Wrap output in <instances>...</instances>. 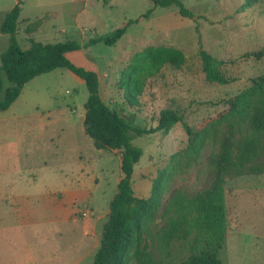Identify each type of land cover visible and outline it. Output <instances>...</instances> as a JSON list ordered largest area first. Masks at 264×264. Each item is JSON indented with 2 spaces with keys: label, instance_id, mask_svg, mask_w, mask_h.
Instances as JSON below:
<instances>
[{
  "label": "rangeland",
  "instance_id": "374dc122",
  "mask_svg": "<svg viewBox=\"0 0 264 264\" xmlns=\"http://www.w3.org/2000/svg\"><path fill=\"white\" fill-rule=\"evenodd\" d=\"M179 1L192 18L180 16L174 5L154 7L153 0H110L107 5L102 0H21L15 35L23 50L30 47L31 39L42 44L75 41L84 45L137 20L115 45L97 43L70 53L68 59L97 72L103 102L129 124L154 128L165 109L182 119L168 133L132 140L143 152L134 166L133 195L147 199L152 183L164 172L157 214L145 235L146 252L154 264H179L193 250L192 237L187 242L165 244L163 234L174 213L165 215L163 209L175 194L190 197L210 187L214 174L210 156L218 150L226 131L224 122L214 124L193 150L184 125L194 129L217 117L228 108V100L249 87L252 79L264 75V0L245 9L244 0ZM16 3L0 0V24ZM149 10V16L142 18ZM8 45L9 36L0 34V54ZM148 46L178 49L185 63L179 68L166 65L146 78L130 105L120 86L121 73L132 57ZM200 50L222 61L220 71L235 81L208 83ZM257 52H263L260 59L252 55ZM1 78L3 97L10 83L4 75ZM87 98L84 82L68 70L58 69L25 84L9 109L0 112V264L76 260L66 253L82 241L78 238L81 224L99 247L109 202L122 176L121 152L97 150L85 134ZM260 144L257 165L262 171L225 179L226 232L218 254L222 264H264V135ZM48 181L52 191L74 186L86 191L74 206L76 222L54 218L43 222L42 201L33 200L30 194L49 185ZM11 187L13 194L7 193ZM27 209L30 214L24 213ZM35 218L40 222H27ZM91 255L81 264H92ZM128 264L148 263L132 254Z\"/></svg>",
  "mask_w": 264,
  "mask_h": 264
},
{
  "label": "trees",
  "instance_id": "16d2710c",
  "mask_svg": "<svg viewBox=\"0 0 264 264\" xmlns=\"http://www.w3.org/2000/svg\"><path fill=\"white\" fill-rule=\"evenodd\" d=\"M257 0H244L242 8L252 6ZM107 5L110 0H102ZM21 0L4 16L0 24V34L9 36V45L0 54V112H4L16 101L25 84L35 77L54 70L65 69L82 80L88 91L84 105L83 126L85 134L93 141L97 150L120 151L121 178L114 197L109 202L107 219L104 223L99 247L92 264H128L132 254L154 264L146 252V231L156 217L161 198L164 172H159L152 183L151 194L147 199L133 195L132 175L134 166L142 157V150L132 144L134 137L168 133L182 119L170 109L162 110L157 125L148 130L126 122L116 112L109 109L100 94V83L96 71L71 63L68 55L97 43L115 45L131 24L116 29L107 37L90 39L84 45L75 41L55 44H42L30 40V47L23 50L16 42L17 21L21 12ZM154 7L176 6L184 18H192L179 0H153ZM151 10L142 16L147 18ZM256 59L263 52L252 54ZM199 57L205 80L211 84L227 85L235 80L227 79L220 71L222 61L200 50ZM185 63L183 53L172 47L148 46L136 53L127 68L121 73L120 86L130 105L143 88V82L170 65L179 68ZM1 75L10 83L4 92ZM228 108L213 119H206L194 129L184 125L189 139V148L195 150L205 136V131L214 124L224 122L226 131L218 144V150L210 156L214 169L213 181L206 190L186 197L175 194L163 209L165 215L174 213L167 226L163 239L166 245L171 242H187L192 237L193 250L179 264H222L218 254L223 248L226 232L224 205V183L227 177H240L262 171L257 165L261 156V136L264 135V75L251 81V85L227 101ZM177 155L171 157L174 161ZM143 244L139 249V245Z\"/></svg>",
  "mask_w": 264,
  "mask_h": 264
},
{
  "label": "crops",
  "instance_id": "0c3cea01",
  "mask_svg": "<svg viewBox=\"0 0 264 264\" xmlns=\"http://www.w3.org/2000/svg\"><path fill=\"white\" fill-rule=\"evenodd\" d=\"M49 182V181H48ZM10 187V186H8ZM14 190L11 187L10 189H7V193L13 194ZM84 189L79 187H70V188H64L62 190L58 191H52L50 182L49 185L44 186L41 190L35 191L32 194H30V197L34 200H41L43 204V222H50L51 218H54L55 220L60 221H74L77 220L72 217L74 213V206L77 202H80L84 195ZM19 198V197H18ZM9 199V197L7 198ZM10 200H14V198H10ZM18 201V200H16ZM12 208H14V205H11ZM15 213V211H14ZM25 214H30L31 210L27 209L24 211ZM37 220V221H36ZM40 222L39 219H27V222L36 224L37 222ZM86 221V220H85ZM84 221V222H85ZM46 223V224H47ZM87 223V222H86ZM82 230L80 231V235L78 238H81L79 243H77L75 246L72 247L71 251H68L66 253L67 256H72V258L76 257V260H67L65 264H81L86 256H93V254L96 253L97 247L94 246L93 237L91 235L89 236L87 234L88 230L86 227L81 224ZM92 240V241H91ZM85 242H87L85 244ZM87 244H90V247L87 248Z\"/></svg>",
  "mask_w": 264,
  "mask_h": 264
}]
</instances>
